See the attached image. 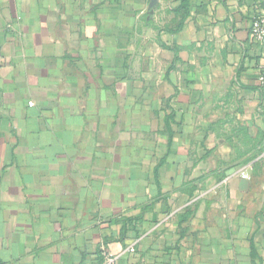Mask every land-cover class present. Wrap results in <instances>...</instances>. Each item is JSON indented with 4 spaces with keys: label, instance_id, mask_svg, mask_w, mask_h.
I'll return each instance as SVG.
<instances>
[{
    "label": "crops",
    "instance_id": "obj_1",
    "mask_svg": "<svg viewBox=\"0 0 264 264\" xmlns=\"http://www.w3.org/2000/svg\"><path fill=\"white\" fill-rule=\"evenodd\" d=\"M188 1L0 0V264H264V0Z\"/></svg>",
    "mask_w": 264,
    "mask_h": 264
},
{
    "label": "built area",
    "instance_id": "obj_2",
    "mask_svg": "<svg viewBox=\"0 0 264 264\" xmlns=\"http://www.w3.org/2000/svg\"><path fill=\"white\" fill-rule=\"evenodd\" d=\"M252 37L256 42L264 45V14L257 16L252 23L251 27ZM261 81L264 82V72L260 77ZM103 257L104 261L102 264H119L120 256L110 251L106 246H103ZM130 252H134V249H130Z\"/></svg>",
    "mask_w": 264,
    "mask_h": 264
},
{
    "label": "trees",
    "instance_id": "obj_3",
    "mask_svg": "<svg viewBox=\"0 0 264 264\" xmlns=\"http://www.w3.org/2000/svg\"><path fill=\"white\" fill-rule=\"evenodd\" d=\"M183 1V7L182 9H184V13H183V19L187 18L188 17V13H189V4H188V0H185V3H184V0ZM103 261H104V257H103ZM102 261V263H103Z\"/></svg>",
    "mask_w": 264,
    "mask_h": 264
}]
</instances>
